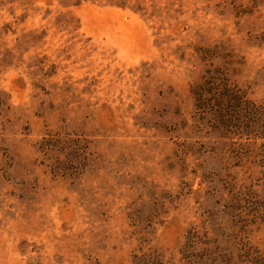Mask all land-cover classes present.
I'll return each mask as SVG.
<instances>
[{
  "label": "rangeland",
  "instance_id": "obj_1",
  "mask_svg": "<svg viewBox=\"0 0 264 264\" xmlns=\"http://www.w3.org/2000/svg\"><path fill=\"white\" fill-rule=\"evenodd\" d=\"M0 264H264V0H0Z\"/></svg>",
  "mask_w": 264,
  "mask_h": 264
},
{
  "label": "trees",
  "instance_id": "obj_2",
  "mask_svg": "<svg viewBox=\"0 0 264 264\" xmlns=\"http://www.w3.org/2000/svg\"><path fill=\"white\" fill-rule=\"evenodd\" d=\"M224 87L228 90L227 85H225V83L222 81L221 84L217 85V92L219 93V95L222 94V90L224 89ZM231 90H234V92L232 91L233 94V99L236 100H242V98H244L245 96L243 95L242 91L240 89H237L236 86H234ZM229 102H233V100L229 99ZM233 108V106H232ZM223 118H225V116L223 115ZM235 121V120H234ZM256 121L255 119H253V123H241V121H239V127L242 128V130L248 134H257V132L259 131L258 128L256 127Z\"/></svg>",
  "mask_w": 264,
  "mask_h": 264
}]
</instances>
